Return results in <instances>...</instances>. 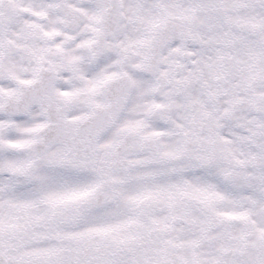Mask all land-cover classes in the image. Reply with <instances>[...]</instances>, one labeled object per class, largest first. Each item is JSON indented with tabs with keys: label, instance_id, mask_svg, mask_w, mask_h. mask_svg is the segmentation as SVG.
I'll return each mask as SVG.
<instances>
[{
	"label": "snow or ice",
	"instance_id": "1",
	"mask_svg": "<svg viewBox=\"0 0 264 264\" xmlns=\"http://www.w3.org/2000/svg\"><path fill=\"white\" fill-rule=\"evenodd\" d=\"M0 264H264V0H0Z\"/></svg>",
	"mask_w": 264,
	"mask_h": 264
}]
</instances>
